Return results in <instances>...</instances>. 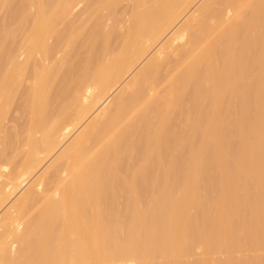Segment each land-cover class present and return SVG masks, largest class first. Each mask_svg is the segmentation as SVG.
<instances>
[{
    "label": "bare ground",
    "instance_id": "bare-ground-1",
    "mask_svg": "<svg viewBox=\"0 0 264 264\" xmlns=\"http://www.w3.org/2000/svg\"><path fill=\"white\" fill-rule=\"evenodd\" d=\"M200 1L0 0V264H264V0Z\"/></svg>",
    "mask_w": 264,
    "mask_h": 264
},
{
    "label": "rangeland",
    "instance_id": "rangeland-1",
    "mask_svg": "<svg viewBox=\"0 0 264 264\" xmlns=\"http://www.w3.org/2000/svg\"><path fill=\"white\" fill-rule=\"evenodd\" d=\"M202 1H204V0H201V1L196 5V7H195L194 9H196V8L198 7V5H199ZM121 4H122V3H120V4L116 5V6H112L111 9H113V7H114V8H117V7H119ZM81 6H82V7H81ZM79 7H81L80 10H81V9L83 10V5H79ZM97 7H98L97 5H95V8H94V6H93L94 9H96ZM93 8H92V9H93ZM194 9H193V10H194ZM80 10H79V8H78V9H77V13H78V15H77V13H76V14H74L75 16H73V17H75L76 19L72 17V20L75 19L74 21H76L77 23H81V22L85 21L86 19H88L90 16L95 15V14H92L91 11H90V13H89V12H88V13H85L84 16H83V11H82V10L80 11ZM107 10H110V8L107 9ZM193 10H192V11H193ZM78 11L80 12V16H79V12H78ZM92 12H93V10H92ZM1 13L4 15V12H3V11H0V14H1ZM2 14H1V15H2ZM1 15H0V18H1ZM76 16H77V17H76ZM95 16H97V15H95ZM80 17H81V18H80ZM83 18H84V20H83ZM77 19L80 20V21H78ZM56 26H57V27H60V26H61V23H57ZM163 43H164V41H163L161 44H163ZM149 57H150V55H149L146 59H144V61H143V63L141 64V66H142V65L148 60ZM141 66H140V67H141ZM137 70H138V69H137ZM13 110H14V111L16 110V106H14ZM13 110H12V109L10 110V112H9V114H8V115H9V119H8V117H7V120H11L12 118H13V119L16 118L15 120H17V117H15V116H17V115H15L16 113H14ZM15 112H16V111H15ZM13 119H12L11 121H14ZM22 120H24V119H22ZM18 121H19V120H17V122H18ZM20 122L23 123V121H20ZM11 123H12V122H11ZM11 123L9 122V124H11ZM7 126H8V125H7ZM9 126H10V125H9ZM11 126H12V125H11ZM11 126H10V127H11ZM198 251H199V250H198ZM201 252H203V251H200L199 253H201ZM207 253H208V252H207ZM202 254H203V255L201 256V258H200V256L197 257V258H193V257H192V259L190 258V259L192 260V261H191V260L189 259L190 264H198L199 260H206L208 257H211V256H210L211 254H210L207 258H206L207 255H206V256L204 255L205 252L202 253ZM208 254H209V253H208ZM243 254H244V253H242V254H237L236 257H237V258H240V255H241V258H242V255H243ZM200 255H201V254H200ZM244 256H245V255H244ZM244 256H243V258H244ZM213 257H214V256H213ZM215 257H218V259H221V258H222V256H220V255H217V256L215 255ZM220 257H221V258H220ZM204 258H206V259H204ZM195 259H196V260H195ZM197 259H199V260H197ZM208 260H209V258H208ZM208 260H207V261H208ZM195 261H196V263H195Z\"/></svg>",
    "mask_w": 264,
    "mask_h": 264
}]
</instances>
